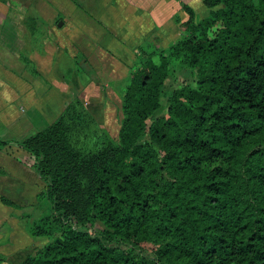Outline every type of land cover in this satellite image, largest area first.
<instances>
[{
  "label": "trees",
  "instance_id": "16d2710c",
  "mask_svg": "<svg viewBox=\"0 0 264 264\" xmlns=\"http://www.w3.org/2000/svg\"><path fill=\"white\" fill-rule=\"evenodd\" d=\"M178 1L179 37L129 48L116 140L75 96L13 141L47 205L25 215L46 241L15 264H264V0H203L204 17ZM39 16L24 24L44 53Z\"/></svg>",
  "mask_w": 264,
  "mask_h": 264
},
{
  "label": "rangeland",
  "instance_id": "374dc122",
  "mask_svg": "<svg viewBox=\"0 0 264 264\" xmlns=\"http://www.w3.org/2000/svg\"><path fill=\"white\" fill-rule=\"evenodd\" d=\"M94 1L0 0V80L2 81L0 87L7 84L6 88L9 92L7 96L16 99L21 113L25 111L26 105L30 107L31 103L40 101L51 108L54 106L52 118L60 110H63L72 97L77 96L83 101L103 131L104 134L100 140L107 138L116 140L122 118V95L131 75L128 65L132 57L128 47L123 48L125 50L123 53L119 49L116 50V54L120 56L123 64L119 66L118 70L115 68V71L107 72L103 71L100 66L96 56L99 49L96 45L89 46V49L85 51L80 49L81 41H67L65 39V34L68 31L80 30V23L94 31L93 20L95 18L91 14L92 18L89 19V23H86L85 20L89 17L83 15L84 21L77 22L74 21L73 15L74 11L78 13L81 10L86 11L85 6L91 5ZM87 11L89 13V9ZM92 11L94 12V10ZM196 11L203 17L208 14V8L204 4ZM34 13L43 16L49 26L47 29L49 31L47 42L50 47V49L48 47V53L46 51L40 52L37 41L30 38L26 32L28 30L24 20L28 15ZM22 56H26L34 63L36 71L37 68L39 69L38 75L27 69ZM112 75L116 77L112 78ZM183 79L184 76L179 71L174 70L171 72L168 82L173 86H178L181 85ZM49 115L47 114V116ZM50 120L49 118L40 119L36 120L35 123L37 126H43L48 125ZM21 137L22 133L19 130L8 128V121H0V139ZM12 196L21 202L17 195ZM28 202L27 204L15 202L14 208L29 215L30 220H35L46 212L45 201ZM2 216L4 214L0 210V252L4 254V252L15 250L17 251L15 252L16 255L25 254L20 257L15 255L13 260L7 259L6 254H4L5 260L2 264H15L22 261L27 253L25 250L23 251V248L18 250L10 246L11 238L14 236L5 233L7 226L3 228L5 221ZM41 239L42 241L38 243V246L43 245L46 241V237H41ZM34 247L31 246L30 248Z\"/></svg>",
  "mask_w": 264,
  "mask_h": 264
},
{
  "label": "crops",
  "instance_id": "0c3cea01",
  "mask_svg": "<svg viewBox=\"0 0 264 264\" xmlns=\"http://www.w3.org/2000/svg\"><path fill=\"white\" fill-rule=\"evenodd\" d=\"M183 1L195 11L203 5V0ZM85 7L89 9V13L87 9L86 11L81 10L79 13L74 11V21L83 22L82 16L84 15L89 17L85 19L86 23H89L92 15L95 18L93 20L95 27L92 26L94 31L80 23V30L68 31L67 35L65 34V39L67 41H81L80 49L85 51L89 49V46L96 45L99 49L96 56L100 66L103 71L107 72H113L115 68L118 70L119 66L123 64L120 56L116 54V50L119 49L123 53L125 51L123 48L126 47L132 49L141 46L146 50L165 47L180 36L179 25L187 18V14L181 8L178 0H95L94 3ZM41 19L47 22L43 16ZM48 40L49 37L45 39L43 45L44 51L47 53L50 49ZM89 41H92V44ZM111 77L116 76L112 75ZM6 86L7 84H4L0 87V121H8V128L19 130L22 137L7 139L11 143L0 145V195L7 197L14 203L37 202V194L45 186V183L32 168L30 154L13 141L20 140L36 130L44 128L47 124L37 126L35 121L47 118L53 121L61 110L52 118L54 106L51 108L39 101L31 103L30 107L26 105L25 111L22 108L21 110L24 112L21 113L16 99L7 96L9 92ZM47 114L51 116H47ZM26 131L28 132L26 133ZM12 195H17L21 202ZM0 210L4 214L2 216L5 221L3 228L7 226L5 233L14 236L11 238V247L18 250L23 248V251L25 250L27 253L26 255L35 248L41 247L42 244L38 246V243L42 241L41 237L33 236L27 230L29 220L25 216L27 214H23L22 210L8 206L1 201ZM31 246L35 247L31 249ZM15 252L17 251L13 250L4 252V254H6L7 259L13 260L16 255ZM22 255L17 254L16 256Z\"/></svg>",
  "mask_w": 264,
  "mask_h": 264
}]
</instances>
